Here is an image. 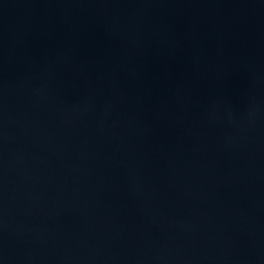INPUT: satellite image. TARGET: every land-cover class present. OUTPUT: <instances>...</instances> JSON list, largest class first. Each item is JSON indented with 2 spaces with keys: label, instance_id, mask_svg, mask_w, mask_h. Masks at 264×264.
I'll list each match as a JSON object with an SVG mask.
<instances>
[{
  "label": "water",
  "instance_id": "water-1",
  "mask_svg": "<svg viewBox=\"0 0 264 264\" xmlns=\"http://www.w3.org/2000/svg\"><path fill=\"white\" fill-rule=\"evenodd\" d=\"M0 264H264V0H0Z\"/></svg>",
  "mask_w": 264,
  "mask_h": 264
}]
</instances>
